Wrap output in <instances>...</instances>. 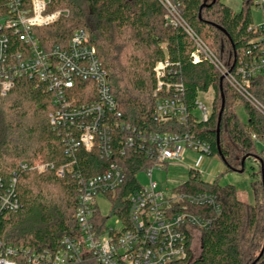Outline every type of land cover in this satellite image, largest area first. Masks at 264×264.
I'll use <instances>...</instances> for the list:
<instances>
[{
	"label": "trees",
	"instance_id": "16d2710c",
	"mask_svg": "<svg viewBox=\"0 0 264 264\" xmlns=\"http://www.w3.org/2000/svg\"><path fill=\"white\" fill-rule=\"evenodd\" d=\"M7 1L0 0V11ZM181 2L186 22L229 69L238 67L251 43L264 36V29H254L251 13L254 0H243L239 12L221 0ZM50 8L65 15L56 24L42 29L45 40L51 46L65 47L75 31L90 32L102 67L109 75L122 121L137 131L191 134L209 144V156L220 157L226 172L244 173L249 157L257 156L260 162L253 174V204L240 200L235 186H222L217 179L206 183L199 171H189V179L181 186L182 193L214 194L221 212L217 215L212 209L192 210L196 214L206 212L212 218V225L198 233L200 255L194 259L189 247L187 258L173 264H264L261 167L264 148L259 151L253 140V135L264 140V117L239 98L213 65L206 61L193 63V41L182 28L167 24L166 11L158 0H51ZM158 63L166 65L167 80L183 85V99L190 113L183 125L158 122L154 118V69ZM87 85L80 83L81 87ZM210 90L214 93L211 117L207 122L197 123L191 115L195 99ZM253 93L264 100L260 87L253 89ZM95 97L94 94L91 99ZM236 101L244 106L247 115L244 123L237 116ZM52 110V93L33 81L20 80L7 95L0 94V179L8 184L15 174L16 195L21 204L19 211L3 219L0 240L15 247H30L33 251H55L64 237L77 233L75 211L79 181L74 175L88 178L104 173L109 167V162L97 150L91 153L79 150L75 157H68L62 138L49 119ZM115 136L118 142L128 137L121 131ZM115 161L123 168L126 180L116 193L112 214L125 217L127 205L125 208L123 199L140 188L138 174L154 167L155 162L133 148H128L123 155L117 153ZM39 163L48 166L41 174L31 169ZM22 164L31 168L24 170ZM62 168L64 176L58 175ZM118 201L124 205L123 209L118 208ZM193 242L194 238H190L189 246ZM18 260L25 263L22 258Z\"/></svg>",
	"mask_w": 264,
	"mask_h": 264
},
{
	"label": "built area",
	"instance_id": "2783aa9c",
	"mask_svg": "<svg viewBox=\"0 0 264 264\" xmlns=\"http://www.w3.org/2000/svg\"><path fill=\"white\" fill-rule=\"evenodd\" d=\"M158 1L166 11L167 24L182 28L193 41V63L206 61L213 65L239 98L264 117V100L253 93L260 87L264 94V36L251 43L238 67L229 69L186 22L181 0ZM263 4L264 0H257L256 6L263 11ZM50 5L51 0H8L0 11V94L7 95L20 80L33 81L51 92L53 110L49 119L62 138L66 155L73 158L79 150H97L109 167L88 178L74 175L79 181L77 233L64 237L55 251H33L0 240V264H21L19 258L25 260L23 264H173L185 260L190 238L212 225L206 212L196 214L192 210L212 209L218 215L220 205L216 195L205 192L167 198L160 184L152 180L153 168L181 161L191 151L209 156V144L188 133L137 131L122 121L109 75L90 32L75 31L65 47L51 46L44 34H38L65 15L63 11H52ZM254 29H264V23ZM154 72L155 120L185 124L190 113L184 103L183 85L167 80L164 63H158ZM81 82L89 85L81 87ZM94 94L95 99H91ZM202 95L195 99L191 113L197 123L207 122L212 114L213 99L208 106ZM117 131L127 134L124 142L116 139ZM253 140L260 141L255 135ZM128 148L145 153L155 165L144 171L149 184L140 183L139 189L123 199L125 208L127 205L125 217L114 214L116 224L109 226L110 217L102 215L98 202L106 199L111 211L115 209L116 193L126 180L115 157ZM21 168L31 167L22 164ZM47 168L39 165L35 169L43 173ZM58 175L64 176L65 169H60ZM16 183L15 174L8 184L0 179V229L4 218L21 209ZM118 203L123 209L124 205Z\"/></svg>",
	"mask_w": 264,
	"mask_h": 264
},
{
	"label": "rangeland",
	"instance_id": "374dc122",
	"mask_svg": "<svg viewBox=\"0 0 264 264\" xmlns=\"http://www.w3.org/2000/svg\"><path fill=\"white\" fill-rule=\"evenodd\" d=\"M221 2L228 7L232 8L235 12H239L242 8L243 0H221ZM257 0H254V4L251 7V13L253 17L254 26H262L264 23L263 11L256 6ZM45 31L39 30L38 34H44ZM213 91L202 95V99L206 101L210 106L211 99H213ZM235 109L239 120L244 123L247 121V115L244 106L240 101H236ZM256 147L259 151L264 148V140L256 143ZM259 160L256 157H249L246 160L245 172H226V167L223 161L218 156H207L201 153L188 152L181 161H170L168 164H160L157 168H153L152 180L157 182L162 187L167 198H175L182 193L181 186L189 179V171L195 169L200 172L202 180L206 183H212L214 180H218L220 185H233L237 189L240 200L253 204L255 201V195L252 188L253 174L258 171ZM39 165L36 164L33 169ZM38 171V169H35ZM38 173H40L38 171ZM41 174V173H40ZM138 179L142 185L149 184V178L145 172L138 174ZM261 196V195H260ZM101 213L104 217H110L108 219V225L114 226L117 218L112 214L111 205L108 200L102 199L99 202ZM193 258H197L201 252V239L200 235L196 234L194 242L191 245Z\"/></svg>",
	"mask_w": 264,
	"mask_h": 264
},
{
	"label": "water",
	"instance_id": "95a60500",
	"mask_svg": "<svg viewBox=\"0 0 264 264\" xmlns=\"http://www.w3.org/2000/svg\"><path fill=\"white\" fill-rule=\"evenodd\" d=\"M215 1L216 0H213V3H215ZM223 80V79H222ZM223 108H224V101H223V104H222V111H223ZM221 114H222V112H221ZM221 114H220V120H219V124H218V128H217V139H218V141H219V135H220V125H221ZM245 160H246V158H244L243 159V162H242V166L244 167V165H245ZM261 167H262V171H263V175H264V165L263 164H261ZM242 171H240V173H241ZM263 251H264V249H263ZM263 251H262V253H261V255H260V257L263 255Z\"/></svg>",
	"mask_w": 264,
	"mask_h": 264
}]
</instances>
